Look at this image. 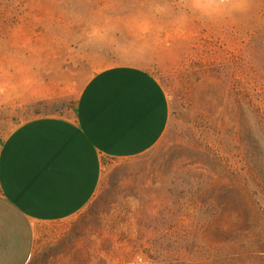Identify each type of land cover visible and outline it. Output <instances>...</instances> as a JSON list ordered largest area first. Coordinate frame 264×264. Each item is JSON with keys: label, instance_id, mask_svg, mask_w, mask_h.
<instances>
[{"label": "rangeland", "instance_id": "obj_1", "mask_svg": "<svg viewBox=\"0 0 264 264\" xmlns=\"http://www.w3.org/2000/svg\"><path fill=\"white\" fill-rule=\"evenodd\" d=\"M115 64L162 82L165 135L29 264H264V0H0V123L73 113Z\"/></svg>", "mask_w": 264, "mask_h": 264}, {"label": "crops", "instance_id": "obj_2", "mask_svg": "<svg viewBox=\"0 0 264 264\" xmlns=\"http://www.w3.org/2000/svg\"><path fill=\"white\" fill-rule=\"evenodd\" d=\"M170 116L157 76L115 64L89 78L73 113L0 123V264H29L47 226L72 220L99 196L108 161L153 150Z\"/></svg>", "mask_w": 264, "mask_h": 264}]
</instances>
